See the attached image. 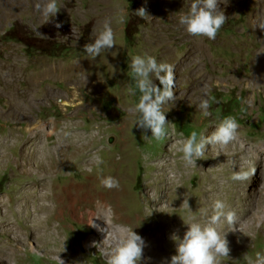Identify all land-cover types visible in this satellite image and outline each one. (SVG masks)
Wrapping results in <instances>:
<instances>
[{
  "label": "rangeland",
  "instance_id": "1",
  "mask_svg": "<svg viewBox=\"0 0 264 264\" xmlns=\"http://www.w3.org/2000/svg\"><path fill=\"white\" fill-rule=\"evenodd\" d=\"M38 2L0 0V220L9 210L17 230L0 228V264H106L104 237L68 208L80 192L75 208L94 209L82 195L108 193L101 184L108 176L119 181L113 225L144 239L141 264L170 261L171 234L182 238L185 223L203 224L215 199L239 218L221 264H246L245 254L255 260L264 253V0H222L228 20L215 40L189 36L179 24L192 0H57L55 18L43 17ZM141 7L143 19L134 14ZM106 19L115 46L93 59L83 48ZM144 54L174 68L176 99L164 106L172 125L161 141L143 140L129 111L140 93L127 91L128 64ZM205 93L214 98L208 117L197 109ZM229 115L240 125L238 139L213 151L207 145L197 166L186 167L181 141L192 131L210 136ZM242 163L256 174L234 182ZM44 203L53 213L47 208L41 225L29 217ZM218 227L221 235L231 231Z\"/></svg>",
  "mask_w": 264,
  "mask_h": 264
},
{
  "label": "clouds",
  "instance_id": "2",
  "mask_svg": "<svg viewBox=\"0 0 264 264\" xmlns=\"http://www.w3.org/2000/svg\"><path fill=\"white\" fill-rule=\"evenodd\" d=\"M221 3L222 0H192L186 13L183 10L179 12V24L189 36L215 40L218 32L228 20V16L220 9ZM35 9L45 18H55L59 12L57 0H40L35 4ZM134 14L141 19L147 17L144 7L136 10ZM52 20L49 19L48 23ZM258 24L264 30V22ZM54 26L59 29L63 25L56 23ZM91 37L94 42L85 44L83 53L93 59L98 57L102 51L111 50L115 46V33L107 19L99 31L96 26L93 27ZM43 38L47 39V37ZM261 53H264V49H261L258 54ZM128 68L131 73V82L127 91L131 95H135L136 90L140 93L138 102L129 111L137 115L136 126L141 130V138L161 141L167 137L168 126L172 125L167 121L164 106L176 99L173 91L174 68L167 62H158L155 57L148 54L132 56ZM203 87L206 89L207 85ZM213 101L214 98L205 93V97L197 105V109L203 116L211 115L209 109ZM239 127L236 117L229 115L217 123L215 131L210 136L206 137L192 131L187 139L181 141L182 147L179 148L182 153L181 160L185 162L186 167L197 166V161L205 155L207 145L212 146V151L228 146L238 139ZM149 131L151 137L147 135ZM213 169L210 168L209 171ZM169 174L174 175L171 171ZM255 174V167L245 168L242 163L239 171L232 172L231 180L244 183L250 181ZM261 176L264 178V172ZM101 184L109 190L119 188V181L111 176L102 178ZM259 190L264 191V182L261 183ZM185 204L189 206L188 200H184L182 207ZM221 224L226 225L231 231H226L221 235L218 227ZM238 224L239 218L234 210L228 208L221 199L213 200L211 214L206 217L203 224L185 223L187 231L182 238L175 232L171 234L170 239L176 245V254L171 256L170 261L165 260L163 264H221L222 258L230 256L231 249L227 234L235 232ZM107 225L108 228H101L93 221L90 224L98 231L107 233L102 243L106 246L104 250L106 264H141L145 248L144 239L127 226H114L109 222ZM100 245L94 243L93 247L100 251L98 247ZM59 260L60 264H64V261ZM244 260L246 264H264V253L257 252L255 260L245 254Z\"/></svg>",
  "mask_w": 264,
  "mask_h": 264
},
{
  "label": "bare ground",
  "instance_id": "3",
  "mask_svg": "<svg viewBox=\"0 0 264 264\" xmlns=\"http://www.w3.org/2000/svg\"><path fill=\"white\" fill-rule=\"evenodd\" d=\"M69 105V104H68ZM85 147V146H84ZM62 148V147H61ZM82 148H83V145H82ZM64 148L61 149V151L63 150ZM261 150V149H260ZM60 151V150H59ZM259 156V155H258ZM165 161V160H164ZM162 164V163H161ZM160 164V165H161ZM163 165V164H162ZM175 170V169H174ZM175 183V181H174ZM45 184V183H44ZM43 185V184H42ZM38 188V187H37ZM46 188V187H45ZM33 189V188H32ZM42 190V189H41ZM33 191V190H32ZM118 190H115L114 189H110V191L108 193H101V195H99V199L97 197V199H95L92 195H82V202L84 203V206L85 204L87 203H90L91 204H96L95 208L93 209L91 206V208H88L87 210H84L83 209V206L82 207H79V208H75L76 206V203L79 202V193H77L75 196L73 195V198L72 200L70 201L69 203V210L73 213H75L76 215H78L77 217H79L80 220H84L86 221V223L88 225H90L93 221L94 224L100 226L101 228H108V225H107V222L111 223L112 225L114 224V221L113 219L115 218V215H116V209H114V214H112V212H110V208L112 207V205L114 204V201L115 199L117 198L118 199ZM31 193V192H30ZM46 193V192H45ZM72 193V192H71ZM53 195V194H52ZM33 196V195H32ZM41 196V195H40ZM31 197V196H30ZM37 197V195H36ZM71 197H72V194H71ZM46 198V197H45ZM34 199V198H33ZM60 199V197H59ZM36 201V200H34ZM22 202V201H21ZM7 203V202H6ZM31 203V202H30ZM59 205H62L61 208H59V212L61 213V215H64L65 214V211L67 210V207H64L63 203H64V200L61 198L60 201H59ZM3 204V203H2ZM25 204V203H24ZM29 204V203H28ZM31 205V204H30ZM37 206V204H35ZM34 205V206H35ZM45 207L46 209L50 207V213H53V209L51 208V206H48L47 204H42L40 209L42 210V212L40 214H35L33 217H29L32 219V221L34 220L35 223H39L41 225H43L44 223L47 222L48 218L46 217V219L44 220L41 216V214L43 213H49V210L48 212L47 211H43V209L45 210ZM20 210L19 212L23 213V212H26L24 210H26L25 208V205L19 207ZM37 210V209H36ZM55 210V208H54ZM5 211V210H4ZM28 212V211H27ZM28 214V213H27ZM34 214V213H33ZM59 214V213H58ZM88 214V218H86ZM3 218L1 216V219L0 220V228L1 229H5L6 231L8 232H14V233H17L16 229H15V226L13 227V224H11V220L8 218L9 217V210H6V212L3 213ZM60 215V216H61ZM75 215V216H76ZM11 216V215H10ZM21 217V216H20ZM27 217V216H26ZM62 217V216H61ZM98 217V218H97ZM114 217V218H113ZM104 219H107L108 221L106 223H104ZM31 221V220H30ZM14 222V221H13ZM116 225V224H115ZM47 226V225H46ZM29 227V226H28ZM34 227V226H33ZM48 227V226H47ZM27 228V227H26ZM96 229V228H95ZM97 230V229H96ZM98 231V230H97ZM99 234L104 237V239L106 238L107 236V233L106 232H100L98 231ZM97 240V239H96ZM96 240H93L94 242ZM92 241V240H91ZM88 243H90V240L87 241ZM9 255H13V253H15L16 251L14 249H9Z\"/></svg>",
  "mask_w": 264,
  "mask_h": 264
}]
</instances>
